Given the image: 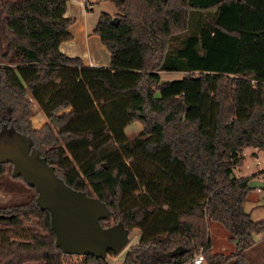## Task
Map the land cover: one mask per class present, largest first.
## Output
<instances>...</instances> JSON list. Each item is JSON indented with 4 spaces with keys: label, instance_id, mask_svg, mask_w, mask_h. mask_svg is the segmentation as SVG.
Wrapping results in <instances>:
<instances>
[{
    "label": "trees",
    "instance_id": "trees-1",
    "mask_svg": "<svg viewBox=\"0 0 264 264\" xmlns=\"http://www.w3.org/2000/svg\"><path fill=\"white\" fill-rule=\"evenodd\" d=\"M105 1L119 12L103 13L94 34L111 64L89 67L60 50L72 39L68 0H0V135L27 137L66 185L104 202L111 219L102 226L142 231L123 264H194L201 253L205 264H247L264 220L244 208L255 176L234 172L246 150L264 151V0ZM161 72L184 76L162 82ZM243 87L262 89L246 113ZM209 98L213 135L202 130ZM33 101L48 119L41 129ZM132 123L143 128L134 139ZM12 168L0 163V177L9 170L12 179ZM14 180L33 194L0 206V264H110L74 262L35 189ZM209 221L229 232L235 253L213 252Z\"/></svg>",
    "mask_w": 264,
    "mask_h": 264
},
{
    "label": "water",
    "instance_id": "water-1",
    "mask_svg": "<svg viewBox=\"0 0 264 264\" xmlns=\"http://www.w3.org/2000/svg\"><path fill=\"white\" fill-rule=\"evenodd\" d=\"M118 21L117 17L113 19L115 25ZM0 163L11 164L12 177L22 178L35 189L39 206L51 213L57 244L67 255L105 259L109 254H119L128 245L130 232L122 222L102 226V221L111 219L107 205L66 185L46 158L33 150L27 137L17 132L0 135ZM249 185L254 190L264 183L252 180Z\"/></svg>",
    "mask_w": 264,
    "mask_h": 264
},
{
    "label": "crops",
    "instance_id": "crops-1",
    "mask_svg": "<svg viewBox=\"0 0 264 264\" xmlns=\"http://www.w3.org/2000/svg\"><path fill=\"white\" fill-rule=\"evenodd\" d=\"M90 4H92L91 7ZM93 4H95L94 0H68L66 17L74 20V23L70 27L72 39L64 42L60 46V50L69 57L82 59L86 66L109 67L111 64V54L102 43L100 37L94 34L98 20L92 25L88 24V13L93 9ZM247 104L248 100L241 105L240 110L242 113H246L245 106ZM244 156V165L235 170L234 177L241 180L255 176L254 180L264 183V151L251 148L245 151ZM244 208L254 221L264 220V186L252 189ZM209 224L208 230L210 235ZM210 238L214 253L225 255L235 253L236 245L229 240L230 236L226 237V240H229L230 243H227L226 248H220L219 252L215 250L212 236ZM254 241V247L246 252L247 264H264V233L256 234Z\"/></svg>",
    "mask_w": 264,
    "mask_h": 264
},
{
    "label": "rangeland",
    "instance_id": "rangeland-1",
    "mask_svg": "<svg viewBox=\"0 0 264 264\" xmlns=\"http://www.w3.org/2000/svg\"><path fill=\"white\" fill-rule=\"evenodd\" d=\"M1 1H11V0H1ZM13 1H21V0H13ZM95 4H93V9L88 13V24L92 25L97 22L98 18L103 14H110L111 16H115L119 9L111 2L105 0H94ZM115 18V17H114ZM162 82H172L181 80L184 76L182 72H161L160 73ZM262 89L258 87L254 94L250 93V87H243L241 89L239 98L243 102L245 99L249 100L252 96L253 101L254 98L258 100ZM256 102V101H255ZM214 103V106L213 104ZM241 107V103H240ZM241 109V108H240ZM32 110L34 114L33 125L36 129H41L48 121L45 113L39 107V105L33 101ZM217 112L218 106L214 98L206 99L202 108V130L206 135H213L216 130L217 123ZM142 125L139 123H132L126 128L127 136L130 139L136 138L142 132ZM10 133L8 130H4V133ZM12 173V170H11ZM33 192L29 190V188L20 180L11 179L9 170L7 175L0 177V206H12L16 204H23L27 202ZM210 226V237L212 236V240L214 243V247L216 252H219L220 248H226L227 243H230L229 240H226V237L230 236L229 232L225 230V228L214 221H209ZM117 223L111 222L110 226L116 225ZM3 226H0V237L1 232L3 231ZM216 228V230H215ZM142 235V231L140 229H134L129 234V243L128 245L117 255L109 254L107 256V261L110 264H123L125 260V256L130 248L139 243ZM223 252V251H220ZM84 257H75L73 259L74 262H79L83 260ZM34 264H42V263H34Z\"/></svg>",
    "mask_w": 264,
    "mask_h": 264
},
{
    "label": "built area",
    "instance_id": "built-area-1",
    "mask_svg": "<svg viewBox=\"0 0 264 264\" xmlns=\"http://www.w3.org/2000/svg\"><path fill=\"white\" fill-rule=\"evenodd\" d=\"M92 6V4H90V7ZM194 264H205V258L204 255L201 253L199 255H197L193 261Z\"/></svg>",
    "mask_w": 264,
    "mask_h": 264
}]
</instances>
